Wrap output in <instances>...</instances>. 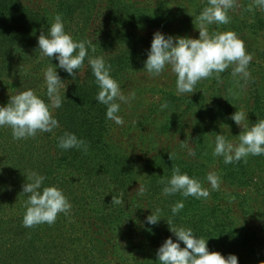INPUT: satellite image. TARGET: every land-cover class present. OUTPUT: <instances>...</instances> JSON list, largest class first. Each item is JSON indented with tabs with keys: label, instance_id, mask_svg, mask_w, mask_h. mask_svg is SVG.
I'll return each instance as SVG.
<instances>
[{
	"label": "trees",
	"instance_id": "16d2710c",
	"mask_svg": "<svg viewBox=\"0 0 264 264\" xmlns=\"http://www.w3.org/2000/svg\"><path fill=\"white\" fill-rule=\"evenodd\" d=\"M46 1L48 6L36 8L25 0H0V62L9 69L11 56L19 62L42 56L38 37L60 15L65 31L76 41H92L95 52L89 48V56H103L123 93L135 98L121 105L123 125L106 119L86 57L75 78L57 68L67 82L60 89L63 105L53 110L59 128L20 140L10 127L0 129V264H110L99 246L103 239L111 253L121 251L116 264H138L125 231L141 222L144 240L157 237L163 243L171 236L175 241L167 221L209 238V251L235 254L239 264L264 261V156L225 164L212 154L216 133L238 141L242 128L231 119L237 110L249 126L264 120V8L255 0H236L228 24L208 26L210 33L234 31L243 40L252 55L250 79L238 82L230 67L220 80H201L194 93L177 95L170 71L152 77L143 70L147 51L156 31L199 38L196 17L207 0ZM57 64L46 57V68ZM23 79L19 88H39L33 74ZM38 95L50 103L46 89ZM66 131L85 140L87 152L60 149L58 138ZM134 140L141 144H125ZM182 144L195 149V157ZM177 166L209 189L205 177L217 172L220 189L210 190L207 200L164 196L160 180L170 178ZM32 171L45 176L42 187L57 186L71 203V211L58 214L52 225L23 226L22 185ZM139 184L147 188L144 195ZM113 197L121 203H112ZM181 200L184 207L174 216L172 206ZM151 209H159L156 225L146 220ZM251 219L259 225H251Z\"/></svg>",
	"mask_w": 264,
	"mask_h": 264
},
{
	"label": "clouds",
	"instance_id": "9594fccd",
	"mask_svg": "<svg viewBox=\"0 0 264 264\" xmlns=\"http://www.w3.org/2000/svg\"><path fill=\"white\" fill-rule=\"evenodd\" d=\"M255 3L264 8V0H255ZM235 6L236 0H207V5L196 17L198 27H195L199 30V38L174 36L156 31L147 51L143 70L152 77H158L166 70L170 71L175 76L177 95L194 93L196 85L201 80L213 76L220 80L221 73L230 67L231 75L237 78L238 82L241 80L247 82L251 77L248 66L252 61V55L246 51L243 40L234 31L210 33L208 28L209 25L228 24L230 22L228 12ZM89 48L95 52L92 41L74 40L65 31L62 17L56 15L54 22L38 37L41 55L50 58L51 61L53 58L58 61L55 67L50 65L43 72L44 86L50 103H46L31 88L10 95L7 104L0 105V127H10L16 140L35 137L38 132L53 133L54 129L60 127L53 110L62 107L66 97L65 94L61 95L60 89L67 87V82L62 81L57 68L75 78L86 57L99 88L96 101L106 106V119L123 125L121 105L129 104L130 100L135 98V93L126 96L119 82L111 76V65L106 63L103 56H89ZM164 108H167V104L161 105V109ZM231 119L242 128L238 141L228 139L223 133H216L213 156L222 157L225 164L238 163L250 155L264 156V120H258L249 126L243 123L247 119L245 113L238 110L232 114ZM58 147L63 150L73 148L84 152L88 150L85 140L67 131L58 138ZM182 147L187 148L188 156L195 157V149L188 147L187 144H182ZM45 179V176L32 171L26 183L22 185V193L27 196L22 221L25 228L44 223L52 225L56 222L58 214H67L71 211V203L61 189L57 186L42 187ZM205 179L210 189L204 187L199 179L182 172L178 166L174 167L170 178L162 176L160 180L163 185L162 194L174 196L179 193L185 199L194 197L207 200L210 190L220 189L222 180L215 171H209ZM138 191L140 195H144L147 188L139 184ZM112 203L119 204L121 200L113 197ZM183 207V200L176 202L172 206V214L177 215ZM160 219L159 209L152 210L146 217L147 223L151 225H156ZM167 223L176 239L174 241L171 236L168 237L157 249L159 264H239L235 254L225 257L219 252L209 251L207 246L209 238L197 237L192 228L175 226L169 221ZM181 242L184 247H181ZM260 264H264V261Z\"/></svg>",
	"mask_w": 264,
	"mask_h": 264
},
{
	"label": "rangeland",
	"instance_id": "374dc122",
	"mask_svg": "<svg viewBox=\"0 0 264 264\" xmlns=\"http://www.w3.org/2000/svg\"><path fill=\"white\" fill-rule=\"evenodd\" d=\"M29 5L32 7H46L49 3L46 0H25ZM11 66L12 68H7L6 64L1 61L0 62V105H6L10 95H15L17 92L23 90L19 88L21 81H24L23 76H27L28 74H33L35 77L39 78L36 79L40 85L39 88H34L33 90L38 93L45 90L46 87L44 86L43 80V72L46 69V57L40 56L37 59H32L26 62H19L18 59L11 56ZM42 80V81H41ZM45 87V88H44ZM44 88V89H43ZM2 127H0L1 129ZM126 145H135L138 146L141 144L137 141L125 142ZM137 153L140 156H145L144 152L138 151ZM225 203V202H224ZM235 206V202H232ZM258 220L251 219V225H259ZM141 222H138L137 225H133V227L129 228L125 231L128 237L125 238V241L128 242L129 246H133L132 248V256H135L134 262L138 264H156L157 260V249L162 245V238L158 239L157 237H152L149 240H144L141 238ZM160 232L166 233L165 229L160 227ZM166 237H164L165 240ZM121 240V235L116 237L114 242H118ZM105 239L101 240L99 243L100 249L102 250V254L104 255V259L107 263L116 264L120 261V254L121 251H118L116 254L110 252V243H107ZM113 242V243H114ZM144 242V244L142 243ZM140 248V249H139ZM145 251H147L145 253ZM113 254V255H112ZM119 254V255H118ZM159 262V261H158Z\"/></svg>",
	"mask_w": 264,
	"mask_h": 264
}]
</instances>
